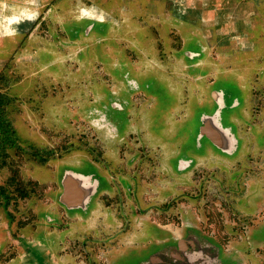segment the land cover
I'll list each match as a JSON object with an SVG mask.
<instances>
[{"label":"rangeland","instance_id":"374dc122","mask_svg":"<svg viewBox=\"0 0 264 264\" xmlns=\"http://www.w3.org/2000/svg\"><path fill=\"white\" fill-rule=\"evenodd\" d=\"M26 22L34 24L18 34ZM215 90L264 101V0H0V96L17 139L0 155V186L15 177L12 195L21 185L28 194L0 207V264H62L64 248L51 238L90 239L111 222L100 209L110 203L98 197L87 215L63 209L66 170L131 178L147 150L164 171L168 165L160 195L186 192L176 162L187 158L197 113ZM180 203L177 221L185 226ZM135 234L131 244L141 240Z\"/></svg>","mask_w":264,"mask_h":264},{"label":"flooded vegetation","instance_id":"af4514ba","mask_svg":"<svg viewBox=\"0 0 264 264\" xmlns=\"http://www.w3.org/2000/svg\"><path fill=\"white\" fill-rule=\"evenodd\" d=\"M79 19L75 22H88ZM90 23L91 26L106 25ZM33 24L23 23L18 34L24 35ZM87 27V30L91 29L90 24ZM188 54L191 59L198 57L192 52ZM263 103L256 95L242 102L240 97L226 95L222 90L213 91L209 103L197 113L199 124L187 158L176 162L177 172L186 174V192L179 193L177 183L167 181L176 192L160 195L163 177L169 174L168 165L164 171L162 158L147 150L137 161L138 168L134 166L133 174H127L131 178H115L111 171V179H108L97 175L96 169L94 173H77L90 176V184L85 187L96 185L95 191L86 205L73 209L62 204L59 198L63 209L87 215L90 205L98 197L99 201L110 203L100 209L104 208L111 222L107 227L93 230L90 239L51 238L52 246L59 242L64 248L63 255H59L62 264H264ZM132 104L138 114L135 119L140 121L137 104L141 106L142 102ZM109 122L114 125L110 118ZM173 142L171 137V145ZM63 176L59 197L65 192ZM162 198L165 200L160 201ZM181 200H185L187 206L185 226H180L177 221L184 203H180ZM167 215L172 216L173 228H168ZM142 218V224L147 223L154 230L151 235L143 232L142 224L140 228L136 227L133 220ZM119 219L123 220L121 224L116 223ZM132 226V231L137 234L128 233ZM177 228L183 230L181 238L174 234ZM134 234L137 238L141 236V240L131 244L134 239L128 238ZM52 246L47 248L52 249ZM149 246L148 254H144ZM111 253L114 261L107 257H112Z\"/></svg>","mask_w":264,"mask_h":264},{"label":"trees","instance_id":"16d2710c","mask_svg":"<svg viewBox=\"0 0 264 264\" xmlns=\"http://www.w3.org/2000/svg\"><path fill=\"white\" fill-rule=\"evenodd\" d=\"M3 96H0V155L6 158L7 150L13 148L16 145V133L13 130V126L8 119L7 113L4 109V101ZM2 168L7 167V162L3 159V163L1 165ZM15 177H11L6 184L0 186V207L3 206L7 209L12 204L15 205L17 203V199H27V190L18 186V196L12 195V191H10V187L16 184ZM20 185L18 182L17 185ZM12 203V204H11Z\"/></svg>","mask_w":264,"mask_h":264},{"label":"water","instance_id":"95a60500","mask_svg":"<svg viewBox=\"0 0 264 264\" xmlns=\"http://www.w3.org/2000/svg\"><path fill=\"white\" fill-rule=\"evenodd\" d=\"M83 181H86L87 184H90L91 177L83 176L69 170L65 172L62 181L65 192L60 197V202L69 209L86 205L90 197L93 195L96 185L95 187L91 185L85 187L86 183ZM80 182H82V189H80L78 185ZM73 195H76L77 198L75 199Z\"/></svg>","mask_w":264,"mask_h":264},{"label":"bare ground","instance_id":"6f19581e","mask_svg":"<svg viewBox=\"0 0 264 264\" xmlns=\"http://www.w3.org/2000/svg\"><path fill=\"white\" fill-rule=\"evenodd\" d=\"M131 86V85H130ZM84 183H86V181H83ZM79 186H82V182H80L79 184H78ZM77 197H75V199H76Z\"/></svg>","mask_w":264,"mask_h":264},{"label":"crops","instance_id":"0c3cea01","mask_svg":"<svg viewBox=\"0 0 264 264\" xmlns=\"http://www.w3.org/2000/svg\"><path fill=\"white\" fill-rule=\"evenodd\" d=\"M73 197L75 198V197H76V195H73Z\"/></svg>","mask_w":264,"mask_h":264}]
</instances>
